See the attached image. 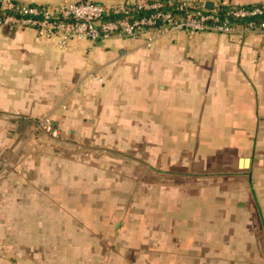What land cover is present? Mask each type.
Wrapping results in <instances>:
<instances>
[{"label":"crops","instance_id":"obj_1","mask_svg":"<svg viewBox=\"0 0 264 264\" xmlns=\"http://www.w3.org/2000/svg\"><path fill=\"white\" fill-rule=\"evenodd\" d=\"M142 45L59 48L0 26V253L14 247L24 264H264V35L180 32ZM45 117L59 138L39 133ZM86 144L123 158L131 149L147 168L135 158L124 179L76 157ZM220 162L225 182L194 174ZM146 170L170 180L146 181Z\"/></svg>","mask_w":264,"mask_h":264},{"label":"built area","instance_id":"obj_2","mask_svg":"<svg viewBox=\"0 0 264 264\" xmlns=\"http://www.w3.org/2000/svg\"><path fill=\"white\" fill-rule=\"evenodd\" d=\"M0 26L33 30L38 39L57 40L59 48L73 39L95 44L115 37L143 39V46L150 49L159 39L180 32L264 35V4L213 2L208 9L202 0H130L110 5L90 0L58 4L0 0ZM91 77L102 82L96 75ZM38 130L52 138L60 136L50 117L39 122Z\"/></svg>","mask_w":264,"mask_h":264},{"label":"rangeland","instance_id":"obj_3","mask_svg":"<svg viewBox=\"0 0 264 264\" xmlns=\"http://www.w3.org/2000/svg\"><path fill=\"white\" fill-rule=\"evenodd\" d=\"M143 46V45H142ZM143 48H145L143 46ZM145 52H148V49L144 50V52H141L142 54H145ZM141 66H145L148 65V62H141L140 64ZM39 133L45 134L44 132L40 131ZM89 145L86 144V147H82V148H77L76 149V157H80L83 159L86 158L88 159L90 162H92V164H94L97 168H100V166H103L104 168H106L108 170V172L114 171L115 168H118V170H120V168H122L124 170V179L128 178L130 174H135V165L137 164V162H135V158H137V160L139 161L140 168H147V166H145V162H146V158L144 156H135V151H131L128 150L125 154H127L128 158L126 157H120V156H111V154L109 155V152H106L105 149L101 150V151H95L94 149L88 150ZM89 151V152H88ZM88 155H83V154H87ZM106 154L109 157H112L114 159H107L108 163H106L105 165V160L106 159H101V157H103V155ZM102 155V156H101ZM115 155V154H112ZM122 160V161H121ZM104 163V164H103ZM102 164V165H100ZM220 164H222L223 166L221 168H218L216 166H211L209 168H204L201 169L199 171H194V174L197 175H202L203 179L201 178H180V177H175V181L178 180H186L187 182H193V181H198V180H202L204 183H209L212 182L213 180H217L218 178H213V175L215 174H219L221 175V177L219 178V180L221 182H225L228 180V178L225 176L229 173L227 168L226 163L224 162H220ZM233 170V168H231ZM119 174V173H118ZM175 175H177L176 173H174ZM168 175L166 174H160V173H154L151 174L150 172L143 171L142 173H140V177L147 180L150 179H154V180H158V181H164V180H170V178L167 177ZM101 191V190H100ZM192 191V190H191ZM194 192V190L192 191ZM204 198H210V194H208V192L206 194L203 195ZM132 197V196H131ZM130 203V200H128ZM24 254V259H26L27 257L25 256L26 253L24 252H20L18 250H16L13 247V251L9 252V253H0V264H3V262H5L6 264H24L23 262V254ZM32 261V263L34 264V259L31 257V259H29V261ZM28 264V263H27Z\"/></svg>","mask_w":264,"mask_h":264},{"label":"water","instance_id":"obj_4","mask_svg":"<svg viewBox=\"0 0 264 264\" xmlns=\"http://www.w3.org/2000/svg\"><path fill=\"white\" fill-rule=\"evenodd\" d=\"M206 7L208 8V9H212L213 8V2H207L206 3Z\"/></svg>","mask_w":264,"mask_h":264}]
</instances>
